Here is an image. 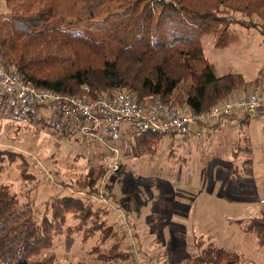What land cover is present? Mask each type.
<instances>
[{
    "label": "trees",
    "instance_id": "16d2710c",
    "mask_svg": "<svg viewBox=\"0 0 264 264\" xmlns=\"http://www.w3.org/2000/svg\"><path fill=\"white\" fill-rule=\"evenodd\" d=\"M4 4L0 63L37 89L86 100L127 92L138 104L159 101L203 114L264 82V69L251 83L241 74L217 76L201 41L203 36H214L222 48L234 26L256 29L264 37V0H4ZM0 98V109L4 106L8 113L25 114L54 132L76 134L60 114L47 115L48 110L40 106L9 107ZM262 112L264 108L254 115ZM252 116L220 118L218 124L211 121L201 129L217 131L223 122L231 121L246 125ZM168 134L175 136L134 133L123 139L122 148L126 154L134 151L142 156ZM243 149L247 152L244 172L251 175V146ZM16 155L20 154L0 150V175L6 161L13 163ZM99 188L91 185L89 193L96 195ZM106 213L90 199L58 194L47 200L38 221L31 204L20 208L17 197L0 185V264H53V257H39L63 235L67 249L74 245L76 233H83L84 242L97 233L103 243L117 239L114 227L104 226L101 216ZM68 215L78 221L77 226L66 227ZM237 224L264 246V215ZM118 245L101 257H123L117 254ZM194 263L241 264V259L210 244Z\"/></svg>",
    "mask_w": 264,
    "mask_h": 264
},
{
    "label": "rangeland",
    "instance_id": "374dc122",
    "mask_svg": "<svg viewBox=\"0 0 264 264\" xmlns=\"http://www.w3.org/2000/svg\"><path fill=\"white\" fill-rule=\"evenodd\" d=\"M5 12L0 0V14ZM216 40L201 38L217 76L241 74L251 83L264 69V37L258 30L234 26L224 47H217ZM262 89L263 81L213 108ZM247 145L252 150L251 175L244 172ZM0 150L20 154L13 163L6 161L0 185L17 197L20 208L31 204L38 221L49 198L74 195L106 210L104 226L118 232L117 239L104 243L101 233L87 242L82 232L76 233L70 249L66 236H60L41 259L53 257V264H135L137 254L155 264H195L213 244L238 255L241 264H264V246L237 224L264 215V112L246 125L227 122L217 131L204 129L201 137L168 134L142 156L122 152L115 171L105 147L77 133L54 132L3 106ZM91 185L100 186L96 195L89 193ZM77 225L68 215L66 227ZM116 244L123 257L104 260L101 255Z\"/></svg>",
    "mask_w": 264,
    "mask_h": 264
},
{
    "label": "built area",
    "instance_id": "2783aa9c",
    "mask_svg": "<svg viewBox=\"0 0 264 264\" xmlns=\"http://www.w3.org/2000/svg\"><path fill=\"white\" fill-rule=\"evenodd\" d=\"M0 95L9 107L31 109L37 106L62 115L83 138L105 147L118 170L122 157L120 142L134 133H173L176 137H201V126L233 115L256 114L264 108V89L243 94L198 114L189 107L163 102L138 104L129 93L86 100L37 89L24 82L17 72L0 63ZM106 202L103 196H100ZM135 264H155L136 254Z\"/></svg>",
    "mask_w": 264,
    "mask_h": 264
},
{
    "label": "crops",
    "instance_id": "0c3cea01",
    "mask_svg": "<svg viewBox=\"0 0 264 264\" xmlns=\"http://www.w3.org/2000/svg\"><path fill=\"white\" fill-rule=\"evenodd\" d=\"M219 122H220L219 120H213V122L211 123V125H216V124H218ZM233 122H236V121H231V122H228V123H231V124H232ZM224 123H227V122H223L222 124H224ZM220 127L222 128L223 125H221ZM219 129H220V128H219ZM219 129H218V130H219ZM211 131H212V132L215 131L214 128H213ZM125 151H126V150H125ZM122 152H124V149H123V148H122ZM124 154H125V153H124Z\"/></svg>",
    "mask_w": 264,
    "mask_h": 264
}]
</instances>
